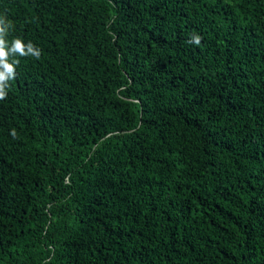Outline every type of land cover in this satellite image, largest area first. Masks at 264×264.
<instances>
[{"label":"trees","instance_id":"trees-1","mask_svg":"<svg viewBox=\"0 0 264 264\" xmlns=\"http://www.w3.org/2000/svg\"><path fill=\"white\" fill-rule=\"evenodd\" d=\"M0 18L41 50L0 100V264H264V0Z\"/></svg>","mask_w":264,"mask_h":264},{"label":"clouds","instance_id":"clouds-1","mask_svg":"<svg viewBox=\"0 0 264 264\" xmlns=\"http://www.w3.org/2000/svg\"><path fill=\"white\" fill-rule=\"evenodd\" d=\"M10 24L6 23L5 19L0 18V100H4L7 97V89L9 87V81L14 80L16 77L15 65L19 63L18 59L10 58L14 57H34L36 59L40 58L41 50L33 45L31 42L27 44L23 43L19 38L13 39L9 46L6 36L8 35V30ZM195 42L199 43V37H195ZM170 87L172 92L181 94H191L193 91L186 86V82L177 79L171 80ZM177 108L180 110L184 106L180 103H176ZM169 105V104H168ZM167 105V107H168ZM176 113V111H175ZM173 118L171 117V120ZM15 135V133H12Z\"/></svg>","mask_w":264,"mask_h":264}]
</instances>
